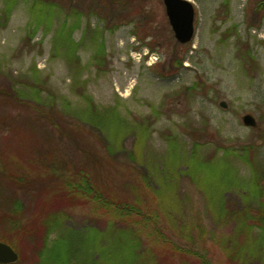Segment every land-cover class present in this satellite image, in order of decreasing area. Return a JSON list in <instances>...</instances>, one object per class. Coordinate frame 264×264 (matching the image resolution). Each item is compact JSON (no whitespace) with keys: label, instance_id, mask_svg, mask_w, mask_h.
Segmentation results:
<instances>
[{"label":"rangeland","instance_id":"obj_1","mask_svg":"<svg viewBox=\"0 0 264 264\" xmlns=\"http://www.w3.org/2000/svg\"><path fill=\"white\" fill-rule=\"evenodd\" d=\"M190 1L196 31L181 44L163 0H68V13L52 0H0V172L36 179L0 193L15 191L21 222L43 208L44 163L78 159L60 133L72 128L112 179L134 185L126 194L157 212L165 235L196 252L175 264H200L202 256L210 264H264V230L251 218L246 233L235 222L238 212L261 217L264 208V172L253 176L264 171V0ZM247 113L259 128L243 123ZM67 209L71 217L48 248L63 232L75 255L65 263L52 250L49 264H76L82 251L97 259L103 210ZM9 210L0 202V219ZM9 227L0 225V234L17 247L18 264H38L26 233ZM145 227L144 250L156 245L155 225Z\"/></svg>","mask_w":264,"mask_h":264},{"label":"trees","instance_id":"obj_2","mask_svg":"<svg viewBox=\"0 0 264 264\" xmlns=\"http://www.w3.org/2000/svg\"><path fill=\"white\" fill-rule=\"evenodd\" d=\"M52 2L58 6V12L68 13V0H52ZM51 3L47 4L54 8V4ZM48 7L45 9L48 10L49 14H52V9H48ZM58 42L59 41H55V45ZM100 54H102L104 58V52L98 50L97 55L99 56ZM70 57H72V55H70ZM40 94L41 93L38 92L37 96ZM19 98L24 100L21 96H19ZM40 101L41 100L37 98L36 103ZM60 131V133L66 131L62 133V135L66 134L67 136L63 139L70 142L74 150L73 155L78 156V159H84L78 161V159L74 160L73 158V161H66V164L65 162L58 164L55 159L53 160V158H50L51 162L44 163L46 168H50V170H48L50 172L47 177L38 182V192L44 196V199L40 202L43 208L39 210L37 215L38 218L30 219L27 223L21 222L24 209L20 200L13 195L15 191L11 192L12 194L8 193L10 196L4 197L5 201H3L4 198L0 199L2 204H6L7 202L10 207V210L5 216L0 219V225L9 223L12 226L9 227L11 231H24L26 233V238L29 241L27 246L28 249L32 251V262H35L38 257V264H49L48 260L54 258L53 253L50 254V252L52 250H57L59 253L55 254V256L62 259L65 263L67 261L70 263L71 257L75 255L72 252V248L75 249V246L69 242L67 238L68 235L61 232V234L54 239L55 241L51 248H48L50 242L49 238L51 234L60 227L63 221L65 222L70 219L71 216L67 213L70 212V210L67 209V207L71 208L75 205L89 203L96 206L97 210H103L105 226L104 230L100 232V234L103 235V243L99 248L96 246L93 247V249L96 248L94 252H96L98 256L97 259L93 257L92 253L82 251L81 254L75 258L76 264H175L177 260L176 257L180 260H185V254L196 253H194V250L177 245L172 239L165 235L161 230L157 212L146 207L147 204H144L143 201L141 202L137 200V198H132L126 194L128 189L135 188L134 185L129 186L127 180L125 181L122 178L120 182L112 179L113 177L109 174V171L103 167L101 168V165H99L100 160L95 155L84 151V142L79 140V137L76 136V132L72 134V128L68 129L64 127V129L61 128ZM109 151L112 152L110 148ZM72 162L74 166L72 168H67L66 166L72 164ZM3 169V172H0L1 194L3 190L11 191V187L14 189L26 187L28 189L31 184L36 182V179L27 173L14 172L9 168ZM51 171L52 174H50ZM259 171L264 172L261 168L254 169V181L260 179L261 173ZM34 188H36V186ZM48 192H52L53 195L47 199L45 195ZM124 194H126L124 197L120 196ZM136 194L137 192L134 193V195ZM51 201L58 203L57 206H59V210L51 212L48 210L50 208L49 202ZM248 213L249 212H247V214ZM260 213L261 217H248L244 213L238 212L237 217L235 216V222L238 228L246 230L245 233L248 232V229L251 227L248 222L251 218L250 222H257V225L264 230V208L260 210ZM149 224L155 225L154 230L156 237L153 239L156 245L150 246L148 242V247H145L144 250L142 246L144 244L143 239H146V234L143 232L142 227L146 226L145 228H147ZM93 231L96 233L95 229H93ZM0 240L9 243L17 250V247L8 241L6 236L0 234ZM160 246L162 248H160ZM46 250L49 252L46 256H43L42 253ZM158 251L162 253H158ZM65 257L66 259L68 258L67 261ZM200 260V264H210L204 256H202ZM21 261H23V257H20L18 262L12 264H18L21 263Z\"/></svg>","mask_w":264,"mask_h":264},{"label":"water","instance_id":"obj_3","mask_svg":"<svg viewBox=\"0 0 264 264\" xmlns=\"http://www.w3.org/2000/svg\"><path fill=\"white\" fill-rule=\"evenodd\" d=\"M166 14L176 40L181 44L189 43L196 31V9L190 0H163ZM219 105L228 108L225 100L219 101ZM246 126L258 127L254 115L247 113L242 117ZM19 254L16 249L7 242L0 240V264H12L17 262Z\"/></svg>","mask_w":264,"mask_h":264}]
</instances>
